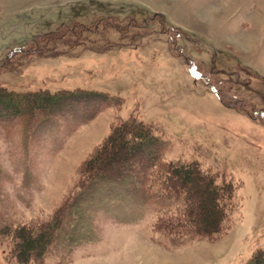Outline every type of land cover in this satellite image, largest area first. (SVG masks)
<instances>
[{
  "label": "rangeland",
  "instance_id": "1",
  "mask_svg": "<svg viewBox=\"0 0 264 264\" xmlns=\"http://www.w3.org/2000/svg\"><path fill=\"white\" fill-rule=\"evenodd\" d=\"M8 58L0 88L85 89L113 105L38 147L17 123L0 126L1 227L49 218L120 121L153 126L167 160L239 184L221 240L155 232L157 197L130 187L77 245L66 229L43 264H248L264 250V0H0V64ZM9 253L0 242V264H13Z\"/></svg>",
  "mask_w": 264,
  "mask_h": 264
},
{
  "label": "trees",
  "instance_id": "2",
  "mask_svg": "<svg viewBox=\"0 0 264 264\" xmlns=\"http://www.w3.org/2000/svg\"><path fill=\"white\" fill-rule=\"evenodd\" d=\"M65 31L63 28L38 36L34 48L13 52L9 57L40 50ZM71 31L79 33L76 28ZM10 61L8 58L0 65L5 67ZM112 105L106 94L85 89L20 93L2 87L0 126L17 123L26 139L38 147L48 136L70 133ZM87 109L88 114L84 115L82 111ZM166 149L167 144L153 126L117 123L83 164L75 186L49 218L14 228L0 226V242L10 248L9 260L13 264H43L49 249L66 229L71 231V245H77L79 235L94 229L96 215L127 196L130 187L142 191L145 202L150 195L157 197L160 215L153 227L155 232L175 242L185 238L221 240L237 207L239 184L202 169L198 162L167 160ZM199 194L207 199L195 202ZM248 264H264V250H258Z\"/></svg>",
  "mask_w": 264,
  "mask_h": 264
}]
</instances>
